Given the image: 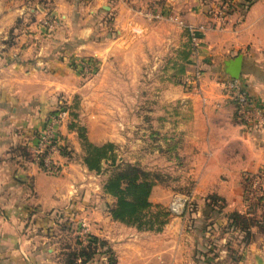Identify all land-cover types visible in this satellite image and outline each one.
Returning <instances> with one entry per match:
<instances>
[{"label": "crops", "instance_id": "obj_1", "mask_svg": "<svg viewBox=\"0 0 264 264\" xmlns=\"http://www.w3.org/2000/svg\"><path fill=\"white\" fill-rule=\"evenodd\" d=\"M241 2L235 0L219 29L207 17L215 0H0V264H54L64 249H55L59 245L50 236L70 225L55 221V214L75 202L73 223L83 222L90 236L104 241L114 264H251L256 255L250 251L236 261L194 255L207 243L204 224L227 221L206 216L208 197L222 199V214L246 212L244 194L256 174L263 178L264 196V0L245 9ZM46 17L52 18L50 29ZM179 47L188 52L185 72L213 70L203 72L195 88L159 75L174 67ZM77 58L94 60L97 75L79 78L73 71ZM235 69L261 115L250 123L222 88ZM58 97L81 100L77 126L135 132L125 145L135 143L136 160L152 157L168 165L170 170L157 168L169 174V183L152 187L153 207L165 209L181 188L195 211L188 218L168 217L160 232L139 231L112 219V197L100 184L91 185L94 174L81 161L69 160L59 174L39 169L31 161L32 147ZM102 98L120 104L102 114ZM106 142L118 140L93 143ZM66 228L61 241L68 246L73 236Z\"/></svg>", "mask_w": 264, "mask_h": 264}, {"label": "rangeland", "instance_id": "obj_2", "mask_svg": "<svg viewBox=\"0 0 264 264\" xmlns=\"http://www.w3.org/2000/svg\"><path fill=\"white\" fill-rule=\"evenodd\" d=\"M237 4L238 3L236 2V5ZM208 8H210V7H208ZM211 8L215 10L218 8V5L216 4L214 7H211ZM229 16H230L229 14L226 15V13H225L226 19H228ZM207 17H209L211 19L212 24L215 23L213 21L214 18L212 20V17H210L209 15ZM52 25H53L52 21L48 25H46L44 23V26L48 29H50L52 27ZM217 28L221 29L220 26H218ZM194 38H195V36H194ZM195 40H196V38H195ZM193 45L192 46H193L194 50L197 49V45L196 46H195V44H193ZM188 50H190V49L188 48ZM161 52H162V55H161L162 58H165L167 56V54H165L164 51H161ZM186 53H188V52H186L183 47L182 48L179 47L178 49H176L175 55H174L176 60H177L176 64L169 71L166 70L165 73L159 72V75L160 76H163V75L167 76L169 74L171 76V80H173L176 84H180V85L184 86V82H186L185 83L186 86H188L189 88H195L194 86L198 82H200V80H201L202 73L203 72L212 73L213 70L212 69H208V70L202 69V67H198V68L190 67L187 69V72L190 73V76H189V74H186L187 73V72H185L186 69H184L185 65L183 64V60H184L183 58H184V55ZM152 56H154V55L152 54ZM153 60H154V57H153V59L151 57V61H153ZM82 61H89V63L84 66L83 64L80 63ZM77 62H78V64H77ZM75 65L76 66L73 67V71L77 74V76H79V78H82L84 80H88V79L97 75L98 67H96L94 60H90V58H79V59L77 58ZM187 75L190 78H188ZM227 80H229V78L228 79L226 78V81ZM101 85H102L101 88L104 91L105 86H104L103 82ZM222 88H223V84H222ZM80 102H81V100L78 97L72 98V100H69L67 103H66V101L63 100V98L58 97L57 104H56L54 110L55 109L57 110L59 107L65 105V107L69 111H71L77 115V113L79 111ZM119 104H120L119 101H114V100L105 101L102 98V100L98 104L97 111L104 114L105 111L108 110L110 107L114 108L116 105H119ZM89 105H90V102L88 100V95H86V99L84 101V108L86 109ZM69 111H67L68 117L65 118L63 120V122L61 123V125L59 126L60 129L58 132H59L60 138H62V141H61L62 143H61L60 151L58 150V153L54 154V157H52L53 161L55 162V167L53 168L54 170L53 171H44V169H42L39 166V164H37L38 168L41 169L43 172H46V173H49L52 175L53 174H59L64 169V167L66 166V163L69 162V160L72 161V159H75V161L79 160L82 162V158H83L82 156H83L84 150H83L82 143H81L80 139L78 138V131H77L78 128H82L84 130L83 135H84L85 139L92 144H95V143H93L94 141L100 142V141H104L106 139H109L110 137L118 140L117 145L112 143L114 146L113 150H114V156H115V165L126 164L125 162H129L131 164H138L140 167H142V169L149 171L152 174H158L160 177H162L163 181H165L166 183H169V181H168L169 174H166L163 171H159L157 169L158 167H162V169L170 170L168 165H164V162L162 160L152 159V157L141 158V160H136V155L138 154V149L134 145L135 143L132 146H131V144H129L128 145L129 147H126L125 140H129V139L134 140L136 135H137L135 132H132V133L130 132L128 134L99 133L96 131L90 132L89 130L87 131L84 128V126L83 127L77 126V128H73V129L69 130L68 124H69V122H71V120L75 123L78 122L77 121L78 117L76 119H73L69 115ZM123 139H124V142H123ZM73 141L77 142V144H78L77 149H75V147H73V144H72ZM95 145H99V144H95ZM63 148H65L66 154H63V152H62ZM158 164H160V166H158ZM165 166H167V167H165ZM163 167H165V168H163ZM113 168L114 167L112 166L111 162L109 160H107V161L102 163L101 170L98 173L90 171L94 174L93 176L95 177V179L92 178V180L90 182L91 185H93L95 183L97 186H98V184H100V186H103L104 182L107 180V178L111 174ZM172 174H173V172H172ZM91 176H92V174H91ZM257 176H258V174H256L255 176H253L249 180L250 181V187H249V189H246V191H245L246 193L244 194V200H246L248 205H250V206L246 209V212L240 213V214H244L247 218H250V219L255 221V225L251 229V233H252L251 234V241L248 242L247 244L240 242L242 240V238L244 237V234H242V232L238 231V229H235V230L227 229L225 226L226 223H223L221 218H220V222L208 220L206 222V224H204V225H206L207 243L206 244L204 243L205 245L203 244L202 247L199 246L198 248H195V250H194L195 256L200 257L201 255H204L205 257L211 258V257H214L215 255L223 254L225 257L226 256L230 257L228 259H230L231 261H236L235 260L236 257L240 256L239 254H241L243 252L245 257H246V255H247L246 251H250L256 255V258H253L251 255V258H250V260L252 259L251 264H264V196L262 194L263 180L261 183V190L259 193V197L262 196V200L256 201V199L258 197L251 198L252 193H253L254 180L257 179ZM184 187H186V185ZM186 190H183L180 188L178 191H176V193H186L187 195L190 196V194L187 193ZM174 194H172V196ZM172 196L170 197L169 203L172 199ZM169 203H168V205H169ZM247 203H246V205H247ZM192 204H196V203L193 201V199L191 197V203L188 207H191ZM168 205L165 209L164 208L162 209L159 207H153L152 209H154L155 212L156 211L165 212L168 215V217H170L171 215L168 212ZM76 208H77L76 202L73 204L70 203L62 211L63 213L62 212H56V214H55L54 220L58 221L60 223H63L64 225L66 224L65 220H67V222L69 220L70 225H66L65 227H68V228H66L67 233H69V235L70 236L72 235L73 237L71 238L72 240L68 241V242H70V245H68V246L65 242L61 241L67 236L64 226H59V228H57V230L55 231V234L50 236V237L54 238L59 245V246H57V245L53 246V247H55V249L58 247L64 249V253H62V256H61V253H60V255L58 254L59 256L54 261V264H69L66 258L71 252H73L74 249L76 250L77 248H79V247H77L78 242L85 244L88 240V239L84 240L81 237V235L79 234L80 231L78 230L79 229L78 224H80V223L79 222L73 223V221H74L73 219L75 218V215H76L75 214ZM205 210H206V208L204 207V211ZM194 211H195V208H194ZM189 214H191V212L189 213V208H187L184 216L186 215V217L188 218ZM202 216H203V214H202ZM71 224L72 225L74 224L73 227ZM209 224H210L211 229L207 230V227L209 226ZM72 231H74V232H72ZM99 250L100 251L98 253H96V255L94 256V258H96V259L93 260L94 259L93 258L88 264H90L91 262L93 264H109L108 260H110V257H111L110 254H108V255L105 253L103 254L102 251H104L105 249H102V250L99 249ZM51 252H52V246H51ZM248 255H250V254H248ZM215 263L228 264L227 260L222 261V262H215Z\"/></svg>", "mask_w": 264, "mask_h": 264}, {"label": "trees", "instance_id": "obj_3", "mask_svg": "<svg viewBox=\"0 0 264 264\" xmlns=\"http://www.w3.org/2000/svg\"><path fill=\"white\" fill-rule=\"evenodd\" d=\"M255 0H242L241 7L243 9L249 7ZM208 8V7H207ZM209 9V8H208ZM207 9V10H208ZM230 12V10H229ZM228 12V14H229ZM186 82H184L185 85ZM69 108V107H68ZM69 111V110H68ZM69 115L76 119L77 115L69 111ZM68 128H77V122H69ZM78 138L83 146L82 163L89 171L98 173L101 170L102 163L109 160L114 167L111 174L104 182L102 191L113 199L112 205L109 207V212L112 219L132 226L139 231L160 232L167 222L168 215L165 212L154 211L152 204L149 201V196L152 187L158 181H163L158 174H152L149 171L142 169L138 164L115 165L114 146L110 142L99 145L88 142L84 137V130L78 128ZM66 154L65 148L62 150ZM261 201L262 196L258 197L256 201ZM255 201V202H256ZM189 208V213L194 211L195 204ZM206 216L215 215V217H226V228L230 230L238 229L244 234L240 242L248 243L251 241V229L255 225V221L247 218L244 214L237 211L229 214L223 213V201L217 196H210L205 203ZM211 221H215L212 219ZM211 229L210 224L207 230ZM76 250L74 249L67 256L69 264H88L98 253L99 249L104 254H110L109 264H114L115 260L113 253L106 246L105 242L95 236H88L87 242H78Z\"/></svg>", "mask_w": 264, "mask_h": 264}, {"label": "built area", "instance_id": "obj_4", "mask_svg": "<svg viewBox=\"0 0 264 264\" xmlns=\"http://www.w3.org/2000/svg\"><path fill=\"white\" fill-rule=\"evenodd\" d=\"M218 5L217 9L210 10L212 20L214 18V25L220 26L221 29L225 26L227 19L225 17L229 10L234 5L235 0H215ZM214 7V6H213ZM52 21V18L45 19V24L48 25ZM189 34L191 36L192 45H198L197 40L194 38V30L189 29ZM194 46V45H193ZM79 62V61H78ZM77 62V64H78ZM84 66L89 63V61L80 62ZM76 64V62H75ZM79 66V65H78ZM223 90L225 94L230 97V99L236 104L238 108V114L242 120L250 123L253 117L260 118V112L254 107L253 101L250 98L247 90L241 85L238 79H229L223 82ZM68 109L65 105L59 107L57 110H53L45 119L43 126L37 132L35 144L32 147V162L39 164V166L44 169V171H53L55 167V162L53 161L54 154L58 153L61 148L62 138L59 136V126L65 118L68 116ZM262 176H257L254 180L252 197H259L261 190ZM191 203V196L187 194L175 193L168 205V212L172 217H182L184 216L188 206ZM80 235L84 240L88 239V232L86 225L81 222L79 224Z\"/></svg>", "mask_w": 264, "mask_h": 264}, {"label": "water", "instance_id": "obj_5", "mask_svg": "<svg viewBox=\"0 0 264 264\" xmlns=\"http://www.w3.org/2000/svg\"><path fill=\"white\" fill-rule=\"evenodd\" d=\"M238 60L236 61V66H238ZM228 74L232 79H238V69H235L234 71H228Z\"/></svg>", "mask_w": 264, "mask_h": 264}]
</instances>
